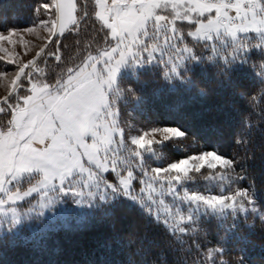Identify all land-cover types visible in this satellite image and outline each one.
I'll list each match as a JSON object with an SVG mask.
<instances>
[{"label": "trees", "instance_id": "trees-1", "mask_svg": "<svg viewBox=\"0 0 264 264\" xmlns=\"http://www.w3.org/2000/svg\"><path fill=\"white\" fill-rule=\"evenodd\" d=\"M50 1L0 0V30L34 24L47 13L43 3ZM77 1L82 11L77 25L59 37L34 71L42 81L53 82L67 68L80 66L113 43L95 18V0ZM194 26H186L180 43L192 39L186 44L198 57L189 60L184 53L179 65L192 85L180 76L166 79L169 68L164 63L124 72L120 86L126 97L118 103L119 111L152 123L149 126L180 128L185 134L182 141L192 149H175V159L205 151L232 159L229 176L212 188L230 191L234 184L249 190L262 210L260 216L254 220L253 214L247 218L244 212L209 211L188 221L189 206L178 209L174 203L173 213L164 218L140 202L117 196L97 202L79 221L34 236L0 234V264H264V51L251 40L227 64L225 60L233 57V42L212 45L193 39L188 32ZM9 118L10 112L0 115V128L7 127ZM218 254L222 258L217 259Z\"/></svg>", "mask_w": 264, "mask_h": 264}, {"label": "snow or ice", "instance_id": "snow-or-ice-1", "mask_svg": "<svg viewBox=\"0 0 264 264\" xmlns=\"http://www.w3.org/2000/svg\"><path fill=\"white\" fill-rule=\"evenodd\" d=\"M95 5V18L107 30L110 39L115 41V46L102 52L101 57L89 56L78 69L69 68L67 78L55 84L31 82V73H25V69L34 64L31 60L19 67L10 81L8 95L14 96L15 101L8 103V97H5L7 109L0 107V113L6 110L10 112L7 127L0 128V193L6 196V199L0 198V214L7 215L4 211L6 203L14 204L37 192L47 197L41 208L53 206L61 197L68 196L79 198L76 203H87L88 207H92L96 193L91 191L93 185L89 182L93 180L94 174L85 166L84 158H87L88 164H95L96 168L107 171L106 163L102 160H106L109 145L114 142L113 135L118 131L115 121L109 122V117L115 116V113L110 110L108 93L113 90L120 66L129 60L135 63L151 62L159 49L157 45H149L146 41L155 40L163 34L165 44L174 50L177 58L173 60L170 57L164 61L166 66L171 63L165 78L180 76L192 85V81L178 70L177 61L185 59L184 53L189 54V60L198 56L192 55V50L186 46L181 48L171 43L172 40H182L176 21L196 24L195 31L188 35L197 39L212 41L214 37L219 39L222 35L231 37L234 44L233 57L232 60H225L227 64H231L245 51L251 40L258 41L254 46L264 51V0H95ZM43 8L46 11L54 9L55 19L49 28L52 35H56L57 27L60 35H63L66 29L78 23L76 0H54L51 5L44 4ZM168 9L172 10L171 18L163 14ZM27 31L31 32L32 29ZM249 33H255V37L249 36ZM14 36L17 37L16 41L13 40ZM5 41L8 44L24 43L23 37L14 31L0 35V42ZM0 50L7 51L2 48ZM160 51L162 58L164 53ZM143 53H147V56H143ZM101 59L104 67L98 70L97 64ZM13 62L14 59L9 60V63ZM3 75L0 73V77ZM22 77L31 83L23 95L19 94L23 85L18 83ZM159 131L162 132L161 143L185 135L181 130L170 127ZM146 136L147 133L133 139L132 144L150 150L158 141L146 139ZM102 151L104 157H101ZM135 155L139 156L140 153L136 152ZM233 163L232 159L216 152H205L171 163L167 168L153 169L152 179H159L161 186L166 181L169 191L175 193V185L181 183V174L188 177L190 172L199 173L205 168L231 169ZM84 173H88V181L82 179ZM34 174L40 178L21 192L16 185L25 179L30 180ZM131 179L132 172H129L128 179L120 181L122 189L111 184H107L106 188L111 190V194L122 191L127 195ZM13 182L15 191H10L8 185ZM94 187L99 192L100 185L97 183ZM85 189L89 191L85 192ZM50 193L54 195L50 196ZM108 195L102 193L99 199L106 200ZM85 197H88L87 201ZM181 199L192 212L186 218L188 221H193L201 213L206 215L209 211L214 214L257 211L255 194L247 189L237 190L232 195L223 192L203 195L195 191L189 194L185 190ZM245 202L252 207L246 208ZM10 211L8 230L12 231L21 223V219L15 208Z\"/></svg>", "mask_w": 264, "mask_h": 264}, {"label": "rangeland", "instance_id": "rangeland-1", "mask_svg": "<svg viewBox=\"0 0 264 264\" xmlns=\"http://www.w3.org/2000/svg\"><path fill=\"white\" fill-rule=\"evenodd\" d=\"M53 2L54 0H51L47 4L51 5ZM44 4H46V2H44L43 5ZM76 5V17L77 20H79L82 11L80 9V4L77 0ZM51 12L52 10L47 11V13L45 12L43 14V17L40 16L41 18L39 17V19H37L36 22L32 25L26 27H9L0 30V35H7L8 32L14 31L20 36H22L24 41V43L17 42L15 44H8L6 41L0 42V48L7 50H0V73H4V75L0 77V107H5L7 109V104L4 103L5 97H8V103H13L15 101L14 96L8 95L10 91V81L12 78H14L16 72L19 70V67H21L23 64L28 63V61H34V64L30 65L29 68L25 69V73H31V82H45L42 81V78L39 77V75L36 74L34 71L39 68V64L45 58L47 53H50L54 50L55 46L58 43L59 37H62L65 32L70 27H72L70 26L68 29H66L63 35H60V30L57 27L56 35H52L49 31V28L51 27V21L55 19V17L54 15L52 16ZM163 14L169 15L170 18L173 15L171 9H168ZM45 22H47V27H45ZM193 24L194 23H189L188 21L184 20L176 21V27L178 32L182 36V40H172L171 43H174L181 48L183 47V45L184 47L186 46L187 48H190V46L186 43H189L188 41H193L192 39L186 38L187 41H185V44L180 42H183V39H185V34L183 33V31H185L184 29L186 28V26H193ZM196 27L197 25L195 24V26L191 30H189V32H194ZM29 28L32 29L31 32L27 31V29ZM248 35L255 37V33H249ZM192 38L196 40L205 41L202 39H197L195 37ZM13 40L16 41L17 37L14 36ZM109 40L112 41L110 37ZM218 41H221L222 44H227V42H233L232 38L226 35H222L219 39H216L214 37L212 41L208 42L214 45ZM255 41H253L254 45L257 43ZM146 43H148L149 45L155 44L158 46L159 50L154 54L155 59L147 63H135L129 60L125 64H122L116 74L113 84V90H110L108 93L110 110L111 112L115 113V116L109 117V122L114 120L118 131L113 135L114 142L113 144L109 145L106 160H102V162L106 163L107 171L96 168L95 164H88L86 157L84 158V163L85 166L91 169V172L94 174L93 180L89 182L93 185L91 191L96 193V197L92 201V206H94V204H96L97 202L107 201L117 196H126L131 201L140 202L147 206L152 212H154L155 216H163L164 218H166L165 215H170L173 213L174 206L172 205L174 203L178 205V209H180L179 207L181 205H184L182 207L184 210L188 207V204L186 202H180L182 201L180 197L184 195L185 190L190 191L188 193L191 194L193 192L191 190V187L202 189V193H197L203 195H218L221 192L226 195H232L235 193V191L240 190V188L236 187L234 184L232 185L233 187L230 189L231 192L228 189L225 190L221 188L223 190H214L212 188V186H214V182L217 187H220L219 182L221 181V179L227 178V176H229L228 172H230L231 169L217 168L214 170H209L205 168L202 169L199 173L195 171L190 172L188 177H184L183 174H181V183L175 185V193L169 191L166 181L163 182V186H161V181L159 179H152L154 175L152 170L155 168H167L171 163H178L182 159H189L192 156H198L205 152L214 151L194 152L186 156H182L179 159H175V156L172 155L175 149H178L177 151H186L187 149H192L191 147H189L191 145H187L185 141H182L184 136L179 138H172L161 143L159 141H161L162 139V132H160L159 130L165 127L176 128L181 130L180 128L174 126H149L152 125V123H149L146 120H138L134 115L130 113L125 112L126 117L121 115L118 103L122 102V100H125L126 97V95L124 97V90L120 86L122 83V73L142 68L144 65L164 63V61H168L170 57L173 60H177L174 50L165 44L163 34H161L160 37L155 40H147ZM113 46H115V41H113L110 48ZM110 48L108 50H110ZM41 49H43V51H41ZM160 50H163L164 53L162 58ZM38 52L40 53L39 56L36 55ZM101 54L90 56L101 57ZM142 55L146 57L147 53H143ZM10 59H14V62L9 63ZM85 61H83L80 66H77L74 69H78L79 67L83 66ZM177 63L180 65L181 62L177 61ZM167 66L170 69L171 63L167 64ZM103 67L104 64L101 59V62L97 64V69L99 70ZM68 69L69 68L61 72L57 76V78L49 84H55L58 80L63 81L64 79H66L68 75ZM18 83L23 85V87L19 89V94H26L27 89L31 87V83L29 82V80L25 79V77H22L21 81H19ZM4 113H9V111L6 110V112ZM4 113H0V115ZM122 117L125 120L122 119ZM146 133V139H155L158 141V143L152 145L150 150L147 148L140 149L138 146L132 144L133 139H137L140 136L145 135ZM136 152H139L140 155H135ZM104 156L105 153L102 151L101 157ZM113 161H115V163H113ZM129 172H132L129 193L125 195L122 191H120L116 192L115 194H111V190L107 189L106 185L111 184L122 189L123 186L121 185L120 181L122 179H128ZM172 175H175V173H172ZM39 178V175L34 174L33 178H31L30 180L25 179L19 185L16 186L20 188L21 192L26 191L29 187L35 184ZM82 179L84 181H88V173H84ZM208 180L210 181L206 183L204 182ZM136 181H138L137 184ZM97 183L100 185L99 192H97L96 188L94 187V185ZM149 184H151V188H149ZM205 184L207 186H205ZM14 185L15 182H13V184L8 185L10 191H15ZM207 187H209V189L211 188L212 190H210L209 192H205ZM180 190L181 192H179ZM87 191H89V189H85V192ZM102 193H109L108 198L106 200L99 199V195ZM49 195L51 196L54 194L50 193ZM0 198L6 199L5 194L0 193ZM46 199L47 197H42L41 193L37 192L33 193L30 197H26L22 201H16L14 204L11 202L6 203L4 205V211L7 213V215L0 214V234H21L24 237H26V235L24 234L34 236L39 232L46 231V229L49 227L58 226L60 224L67 225L70 222L79 221L83 219L86 214V211L88 210V208H90L88 207L87 203H76L75 201L79 198H74L72 196L61 197V199L55 205L47 208H41V204ZM87 200L88 197H85V201ZM245 207L251 208L252 206L248 205L245 202ZM12 208H15L20 214L21 223L16 225L12 229V231H9L8 229L11 221L10 209ZM256 209V212L248 211L247 213L244 212V214L242 215L244 217L250 218V216L253 214V218L255 220V218L259 217L262 212L261 208L258 205H256ZM228 255L232 257V254L229 252ZM215 257L217 259L222 258V256H220L219 254ZM233 258H236L235 254H233Z\"/></svg>", "mask_w": 264, "mask_h": 264}]
</instances>
